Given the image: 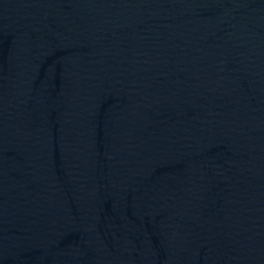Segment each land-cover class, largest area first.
<instances>
[{
    "label": "water",
    "instance_id": "water-1",
    "mask_svg": "<svg viewBox=\"0 0 264 264\" xmlns=\"http://www.w3.org/2000/svg\"><path fill=\"white\" fill-rule=\"evenodd\" d=\"M0 264H264V0H0Z\"/></svg>",
    "mask_w": 264,
    "mask_h": 264
}]
</instances>
